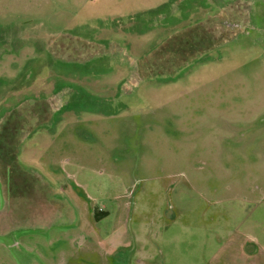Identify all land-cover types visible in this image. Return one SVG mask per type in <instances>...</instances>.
Instances as JSON below:
<instances>
[{"label":"rangeland","instance_id":"1","mask_svg":"<svg viewBox=\"0 0 264 264\" xmlns=\"http://www.w3.org/2000/svg\"><path fill=\"white\" fill-rule=\"evenodd\" d=\"M40 178L69 214L34 211ZM257 248L264 264V0H0V264Z\"/></svg>","mask_w":264,"mask_h":264},{"label":"crops","instance_id":"2","mask_svg":"<svg viewBox=\"0 0 264 264\" xmlns=\"http://www.w3.org/2000/svg\"><path fill=\"white\" fill-rule=\"evenodd\" d=\"M11 142H13V141H11ZM15 144L16 143H12V144H8V146L9 147H11V146H15ZM34 173V174H33ZM31 175H33V177L32 176H29L30 178H34L35 176H38L35 172H32V174ZM28 177V178H29ZM19 179L20 178H18V176H17V178H15V180H17V181H12L11 182V189L9 188V190L11 191H13V193H15V191H16V193H18V195H20L21 193H24V192H22V191H25L26 193H28V191H29V189H30V186L31 185H28L29 183H32L31 181H29L28 179V181H24V183L22 182L20 185L18 184V182H20L19 181ZM41 180H40V183H39V185H43V186H45V189H46V191H47V193H50L51 194V196H47L48 198L45 200V198L42 200V201H39L37 204H39V206H37L36 204H34L35 206H32L33 207V209H34V211L35 212H37V214L38 215H40V217H42V218H44V216H46V218H47V220H48V222L50 221V218L51 217H49V216H53V215H57V207L55 206V203L54 202H58V201H60V200H58V197L56 198V197H52V195H53V193L51 192V191H54V195L55 194H57L58 195V193H60V192H58V190L57 189H54V188H52L51 186H49L48 185V183L46 182V180L45 179H42V178H40ZM36 183H37V181L35 180V184L34 185H36ZM26 184L28 185L27 187H26ZM38 184V183H37ZM26 188V189H25ZM32 188H33V185H32ZM47 193H44L45 195H48ZM15 198H17V197H15ZM20 200H19V202H20V206L22 205V207H24L23 205H24V203H26L27 201L28 202H32L33 201V199L31 198V197H29V198H26V194L25 195H22V196H19L18 197ZM50 198V199H49ZM57 199V200H56ZM30 200V201H29ZM49 200V201H48ZM51 200H53L54 202H52ZM34 202L36 203L37 201H36V199L34 200ZM60 205H61V207L60 208H58V210L60 211L59 213H64L63 215H65V214H69L70 213V210L69 209H67V208H62L63 206H64V203H62L61 201H60ZM51 206V207H50ZM68 206V205H67ZM69 207V206H68ZM35 208H36V210H35ZM48 209H50L51 211H52V213L51 214H49V211H48ZM42 215V216H41ZM59 215H61V214H59ZM47 220H46V222H47ZM45 222V223H46ZM47 222V223H48ZM49 224V223H48ZM252 240V239H251ZM248 250V249H247ZM243 256H245V258H246V260L249 262V263H252V264H254L255 262H256V259L258 258V256H259V249L257 248V250L256 251H251V250H249V251H243Z\"/></svg>","mask_w":264,"mask_h":264}]
</instances>
